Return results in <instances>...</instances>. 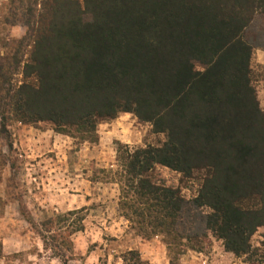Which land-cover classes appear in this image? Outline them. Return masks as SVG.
I'll return each instance as SVG.
<instances>
[{
    "label": "trees",
    "instance_id": "obj_1",
    "mask_svg": "<svg viewBox=\"0 0 264 264\" xmlns=\"http://www.w3.org/2000/svg\"><path fill=\"white\" fill-rule=\"evenodd\" d=\"M260 14L264 0L29 1L8 20L27 31L0 61V135L12 147L13 123L48 122L93 142L101 122L131 112L166 136L119 147V209L132 228L184 252L197 238L179 228L185 198L154 172L205 170L193 202L208 209L206 228L226 251L264 261V234L263 249L251 241L264 226V110L245 35ZM122 258L149 264L138 250Z\"/></svg>",
    "mask_w": 264,
    "mask_h": 264
},
{
    "label": "rangeland",
    "instance_id": "obj_2",
    "mask_svg": "<svg viewBox=\"0 0 264 264\" xmlns=\"http://www.w3.org/2000/svg\"><path fill=\"white\" fill-rule=\"evenodd\" d=\"M29 1L34 0H0V61L14 52L26 35L23 24L13 25L8 20ZM261 15L245 35L256 46L252 81L264 110V20ZM28 126L43 134L36 145L17 143L20 123L10 127L12 147L0 135V193L5 197L4 200L0 195V204L13 219L9 224L14 235L31 239L29 246L22 243L11 248L6 255L7 264H35L36 257L43 254L62 264H125L122 256L132 249L138 250L149 264H169L171 258H177L175 262L180 264H190L198 254L204 258L201 264H264L260 256H237L226 251L222 240L206 228L208 209L193 202L205 170L187 177L170 167L157 165L154 172L158 182L180 188L185 204L179 228L197 237L187 241L194 249L184 247L185 251L180 254L175 249L169 251L163 236H144L132 228L119 209L118 150L122 145L134 149L161 144L166 136L155 133L150 122L140 120L131 112H122L116 119L99 124L98 136L93 142L52 131L48 122ZM3 227L5 230V223ZM263 234L264 226L253 234L251 241L255 249H263ZM43 236L48 243L46 247ZM0 264L4 263L0 261ZM127 264L133 261L128 260Z\"/></svg>",
    "mask_w": 264,
    "mask_h": 264
},
{
    "label": "crops",
    "instance_id": "obj_3",
    "mask_svg": "<svg viewBox=\"0 0 264 264\" xmlns=\"http://www.w3.org/2000/svg\"><path fill=\"white\" fill-rule=\"evenodd\" d=\"M21 125H22V127L19 128L17 133H16V135L19 134V136H20V139H19L20 141L17 140V143L20 142V143H22V145L28 146L30 144L36 145L39 140H42L43 134L41 132H39L38 129H35L33 126H28V125H23V124H21ZM52 131H54V130L52 129ZM46 132H48V131H46ZM24 139H25V141H24ZM26 139L28 140V144H26V142H27ZM0 195L5 200L4 195H2V193H0ZM8 205L5 204V206H7L6 208H10ZM11 220H13L12 217L8 214V212L3 211L2 205L0 204V237H1L0 243L2 246V250H3V253L0 256V261H1V263H4V264L8 263L6 261V259H7L6 255H8V253H10L12 247L14 248L15 245L22 246L23 245L22 243H27L29 246L31 243V239L29 237H27V238H25L24 236L16 237L14 235L13 228L9 224L11 222ZM4 223H5V230L3 227ZM8 232H10V233H8ZM23 249H25V248H23ZM30 256H33V255H30ZM36 258L38 261L35 264H59V263L62 264V262L60 260H56V259H54V257H51L48 254H43L42 256L38 255ZM200 261L204 262V258L198 254L196 256V258H194L193 261H191V262H193L195 264H201ZM193 263H190V264H193Z\"/></svg>",
    "mask_w": 264,
    "mask_h": 264
}]
</instances>
